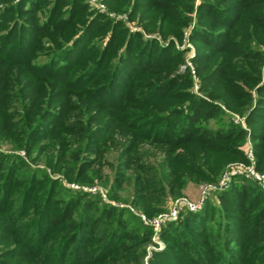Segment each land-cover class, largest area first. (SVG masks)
Segmentation results:
<instances>
[{"label":"trees","instance_id":"16d2710c","mask_svg":"<svg viewBox=\"0 0 264 264\" xmlns=\"http://www.w3.org/2000/svg\"><path fill=\"white\" fill-rule=\"evenodd\" d=\"M103 1L167 44L92 15L86 0H0V143L76 183L114 165L109 196L129 183L153 216L187 179L215 181L218 155L247 160L242 126H210L226 116L222 104L244 116L264 171V0ZM186 28L202 96L191 69L180 70ZM144 141L165 148L168 172L145 161ZM112 143L115 163L105 160ZM128 212L99 194L62 192L44 169L0 149V264H264L255 180L234 177L217 203L168 223L166 249L151 254L152 228Z\"/></svg>","mask_w":264,"mask_h":264},{"label":"rangeland","instance_id":"374dc122","mask_svg":"<svg viewBox=\"0 0 264 264\" xmlns=\"http://www.w3.org/2000/svg\"><path fill=\"white\" fill-rule=\"evenodd\" d=\"M86 2L88 3L90 10L93 12L92 15L95 14L104 15L116 22L124 23L132 31H142L144 36L158 38L161 40V42L167 44L168 40L163 39L157 29L149 33H146L144 32V30H142L141 26H139L138 23L131 21L129 19V14L127 11L128 9L123 8L120 11L115 10L116 8L111 9L110 8L111 6H109V4L103 0H86ZM196 2H199V0H196ZM189 34H190V30L186 28L183 42L180 44L179 43L176 44V47L179 50H183L185 52L184 53L185 62L180 66V70L185 71L187 68L191 69V73L193 74V79H194L192 90L195 93L202 96V94H200L199 92V81L195 75L194 66L191 60L196 50V44L190 40ZM221 107L226 113V116L224 115L222 116L223 118L222 121H220L219 119L212 120L210 126L213 129L222 128L224 127V123L227 121L242 126L246 130V135H245V139L239 143V150L242 151L243 157L245 156L247 158L246 150L248 147L251 146L254 151V142L250 134L249 126L245 122L244 116L241 115L240 113L227 109L222 104ZM123 132L124 130H120L119 132H117L118 134L116 135L118 136V138L120 139L124 138L123 136L120 135L123 134ZM1 137H5V136L1 135ZM50 140L51 139L47 138L41 141L40 144H42V142L47 144L48 142H50ZM10 141L11 140L10 139L7 140L6 137L3 138L0 143V149L4 151H15L16 153L24 157L31 167L44 169L46 173L50 175L52 178L59 180V184L62 192H64V190L69 187L75 189L74 187H72L73 184L84 186L86 188H96L97 189L96 192H91L89 190H83V191L90 192L92 194H99L104 202L115 206L127 208L129 210L128 213L137 215L142 222L141 224L142 226L145 225L152 228V237H151L152 242L148 244L149 254L166 249L167 244L161 235L164 226H166L170 222L178 221L179 219H181L182 216H185L187 212L195 213L200 211L201 209H203V207L209 200L211 202L217 203L218 194L221 191L225 190L230 185L234 177H238V176H234L228 182L222 184L223 180L226 181V172L229 170L232 164L247 161L237 156H234L231 153L218 155L212 162L213 168L220 167V171L215 181H212L213 179L211 180H202L199 178L187 179L180 194L178 195L169 194V196H167V202L165 204L164 210L155 213L153 216H149L147 215L146 212H144V210H142L140 205L133 202L132 188L129 185V183L123 185V187L120 188L118 193L115 192V197L109 196V188L113 180V173L115 168L114 165L108 166V163L102 164L101 166L96 165L95 169L99 168V170L93 169L90 171L89 173V176L91 178L90 180H86L83 183H76L68 180V178L64 176L63 171L60 170L54 171L52 166L47 165L45 161L42 160L31 161V158L27 157V153L24 149L15 148V147L13 148L11 146L12 143ZM115 144L116 143L114 144L112 143L110 145V148L105 151L106 153L105 160H109L112 163H115V159L113 158V156L115 155L114 153L116 152ZM139 147L143 152V154L145 155L144 156L145 161L156 166L157 171L161 170L160 165L162 164L163 159L165 157V148L160 146L157 147V145L145 141L142 142L139 145ZM179 152H181V149H179ZM161 171L162 173H166L168 172V168H163ZM76 190H80V189H76ZM204 195H205V199L203 201ZM182 199H185L186 201H190L193 203H198L200 201H203V204L202 207L196 211H191L186 206H182V208H180L179 211L177 212L176 217L174 218L169 217L171 216L173 210H175L176 205ZM143 215L147 218L148 223H146L143 220L142 218ZM164 215H167L168 217L163 218Z\"/></svg>","mask_w":264,"mask_h":264},{"label":"built area","instance_id":"2783aa9c","mask_svg":"<svg viewBox=\"0 0 264 264\" xmlns=\"http://www.w3.org/2000/svg\"><path fill=\"white\" fill-rule=\"evenodd\" d=\"M246 154H247V161L232 164L231 167L229 168V170L226 172V181L223 180L222 184H224L225 182H228L234 176H243L247 179L257 181L264 188V172L259 171L256 168V156H255V153H254L253 148L251 146L247 148ZM72 187H74L75 189H80V190L81 189L82 190H89L91 192L97 191L96 188H86L84 186H79L77 184H73ZM204 199H205V195H204L203 201H204ZM203 201H200L198 203H193L190 201H186L185 199H182L176 205L175 210H173L171 216H169V217H171V218L176 217L177 212L179 211L180 208H182V206H186L191 211H196L202 207ZM160 217H162V216H160ZM166 217H168V216L167 215L163 216V218H166ZM142 218L146 223H148V220L144 215L142 216Z\"/></svg>","mask_w":264,"mask_h":264}]
</instances>
